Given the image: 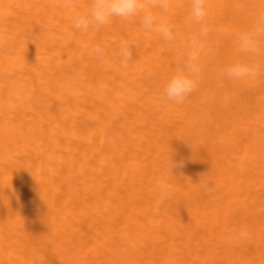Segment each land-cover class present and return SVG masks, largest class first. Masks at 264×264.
Listing matches in <instances>:
<instances>
[{
  "label": "bare ground",
  "instance_id": "obj_1",
  "mask_svg": "<svg viewBox=\"0 0 264 264\" xmlns=\"http://www.w3.org/2000/svg\"><path fill=\"white\" fill-rule=\"evenodd\" d=\"M61 4L0 0V264H264V74L217 86L264 64V37L258 54L236 39L264 0H207L181 104L163 89L200 27L190 0L150 9L171 41L139 17L79 32Z\"/></svg>",
  "mask_w": 264,
  "mask_h": 264
},
{
  "label": "clouds",
  "instance_id": "obj_2",
  "mask_svg": "<svg viewBox=\"0 0 264 264\" xmlns=\"http://www.w3.org/2000/svg\"><path fill=\"white\" fill-rule=\"evenodd\" d=\"M190 15L194 23L200 25L198 31L188 38L186 45L188 51L183 58L182 66L168 79L163 94L165 98L175 104H181L196 89L202 78V69L198 63L203 47V40L208 35V29L203 21L207 15V0H190ZM61 6L71 17L72 26L75 30L85 33L90 28L108 26L114 18L127 20L139 17V23L145 29L154 30L166 40L174 39L172 26L166 22H159L157 15L150 9L169 8V0H90L88 13H81L77 10L75 0H62ZM257 27L254 30L239 31L236 39L239 42L241 52L245 54H258L261 50V38L264 37V15L257 19ZM92 54L103 60L105 50L100 45L94 46ZM119 57L122 62L132 59V46L127 40H121L119 44ZM264 74V64L251 63L239 59L230 64L218 79L217 86L223 87L224 79H255ZM81 174H82V170ZM162 190H167L166 185H161ZM248 233H242L245 238ZM231 231L226 233V241L233 239Z\"/></svg>",
  "mask_w": 264,
  "mask_h": 264
}]
</instances>
